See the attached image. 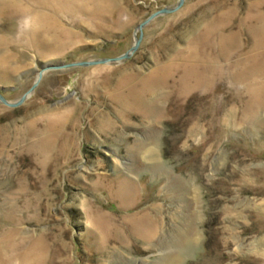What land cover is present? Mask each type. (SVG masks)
Segmentation results:
<instances>
[{"label": "rangeland", "instance_id": "1", "mask_svg": "<svg viewBox=\"0 0 264 264\" xmlns=\"http://www.w3.org/2000/svg\"><path fill=\"white\" fill-rule=\"evenodd\" d=\"M178 2L0 0V93L43 72L0 102V264H264V0H185L66 66Z\"/></svg>", "mask_w": 264, "mask_h": 264}, {"label": "water", "instance_id": "2", "mask_svg": "<svg viewBox=\"0 0 264 264\" xmlns=\"http://www.w3.org/2000/svg\"><path fill=\"white\" fill-rule=\"evenodd\" d=\"M184 2H185V0H179V2L174 7H164L162 9L154 12L149 18H147L142 24L139 25L140 36L136 39L135 44L131 47V49H129L125 53L121 54L120 56L113 57V58H100L97 60L74 62V63L66 64V66L72 67V66L96 65V64H102V63L123 61V60L131 58V56L138 50L140 43L142 41L143 27L147 23H149L152 19H154L155 17H157L159 15L166 14V13H172V12L177 11L184 4ZM42 76H43V72H40L37 82L18 101L11 102V101L7 100L3 94L0 93V102H2L3 104H5L7 106H10V107L20 106L27 99V97L31 94V92L35 89V87L37 86V84H38V82Z\"/></svg>", "mask_w": 264, "mask_h": 264}, {"label": "bare ground", "instance_id": "3", "mask_svg": "<svg viewBox=\"0 0 264 264\" xmlns=\"http://www.w3.org/2000/svg\"><path fill=\"white\" fill-rule=\"evenodd\" d=\"M149 218L148 217H145L144 219H143V221L140 223V225H142V227L140 226V229H139V231H144L143 233H145V232H149V231H151L152 230V228L151 227H148L147 228V225H149ZM145 223H147V225L145 226ZM150 226V225H149ZM144 227V228H143ZM147 229V231H145ZM8 235H14V233H12V232H9L8 233ZM192 239H191V237H190V235L189 236H185V238H184V240H182L181 242L184 244V243H189L190 241H191ZM182 243H181V245H182ZM1 245V244H0ZM28 246H29V248H28V250H27V252L28 253H30V254H28L27 256H26V254H24V256L26 257H24L25 259H26V261H27V263H24V264H31V260H32V256H31V253H32V251H34V247H33V245L32 244H28ZM27 246V247H28ZM1 248V247H0ZM1 250V249H0ZM24 261V260H23ZM35 263V262H34ZM33 263V264H34ZM36 264V263H35ZM168 264H181L180 263V259H176V258H173V260H172V262H169Z\"/></svg>", "mask_w": 264, "mask_h": 264}]
</instances>
